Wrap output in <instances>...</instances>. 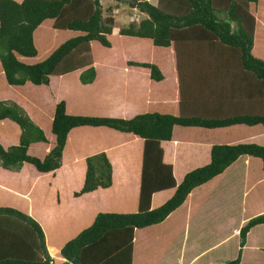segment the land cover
<instances>
[{
    "label": "trees",
    "instance_id": "obj_1",
    "mask_svg": "<svg viewBox=\"0 0 264 264\" xmlns=\"http://www.w3.org/2000/svg\"><path fill=\"white\" fill-rule=\"evenodd\" d=\"M112 1L116 7L125 3L143 15L120 27L118 34L148 40L152 49L162 52L151 61H125L128 67L148 70L151 107L130 118L92 116L70 114L66 100L58 99L47 110L53 146L39 158L27 152L31 144L47 141L43 131L47 128L33 118L35 112L41 118L42 109L34 108L41 106L38 98L31 103L35 98L26 94L32 99L26 100L33 105L32 113L26 104L23 107L0 95V122L10 121L19 130L16 144H0V170L11 171L12 176L11 182L0 186V264H133L136 237L143 230L152 238L145 242L147 264H161L154 233L158 239L171 215L193 209L202 190L211 195L219 176L232 181L220 191L233 193L226 196L233 203L237 193L231 188L237 185L238 190L243 183L253 212L243 214L229 204L222 207L221 224L230 220L229 227L237 230L235 250L202 264H264V145L254 142L255 136L251 141L210 143L208 162L184 168L179 180L164 156L176 127L213 130L242 125L264 130V0H156L155 5L148 0ZM112 9L103 8L100 0H0V67L5 83L41 87L51 77L79 71L78 82L92 84L96 69L91 42L111 47ZM46 20L52 21L54 30L78 33L53 50L49 48L51 52L42 60L27 63L25 59L37 56L34 32ZM84 127L90 131L105 128L141 140L137 143L140 165L135 168V193L126 206L120 198L124 185H118L119 194H111L119 157L113 156L112 161L105 151L84 158L81 187L72 192L74 198L89 193L101 197L77 210L62 203L58 189L64 182L59 178L81 162L72 164V159L64 170L61 158L64 151L66 159L71 155L72 141ZM121 174L117 183L123 179ZM24 175L27 181L22 180ZM33 178L35 183L30 186ZM54 182L51 191L48 186ZM44 191L50 198L46 194L42 199ZM159 194L162 202L153 205V196ZM110 198H116V204ZM215 201L214 208H218L219 195ZM215 239L223 245L222 237L215 234ZM251 241L256 249L245 253ZM209 242L190 248V255L195 257L214 244ZM53 247L55 253H51ZM189 252L183 253L185 262L176 264H187L192 258Z\"/></svg>",
    "mask_w": 264,
    "mask_h": 264
},
{
    "label": "rangeland",
    "instance_id": "obj_2",
    "mask_svg": "<svg viewBox=\"0 0 264 264\" xmlns=\"http://www.w3.org/2000/svg\"><path fill=\"white\" fill-rule=\"evenodd\" d=\"M152 4H156V0H148ZM103 8H106L108 6H114L116 7V2L109 3L108 0H101ZM115 4V5H114ZM117 8H124L119 11L115 17H114V33L115 35H110L108 38L111 47L110 48H104L99 45L98 42L94 41L91 42V53H92V59L94 62V67L96 71L98 72V76L104 77L107 73L112 79L116 85H119L121 83L120 74H123L122 70H119L117 68L122 67L123 65L126 66L125 61L126 60H134V61H151L153 58H158L162 56L161 50L155 51L152 49V46L148 40L138 39L134 37H129L126 39L125 36H121L117 33V29L120 27H124L129 22V16L134 15V18L140 19L143 17V15L139 14L137 10H134L133 8L129 7L127 4L122 3L120 5H117ZM135 11V12H134ZM107 13H104L106 15ZM131 18V17H130ZM136 22V19H135ZM78 32L74 31H57L52 29V21L46 20L44 21L43 25H41L37 30L34 32V43L37 48V56L35 58L25 59V62L27 63H33L36 62V60H42L44 57H46L51 51L48 49L52 48L53 50L57 45L62 43L64 40L76 35ZM261 33L264 35V23L262 24V30ZM151 47V48H150ZM107 69H113V72H106ZM2 70L0 67V95L9 100H13L18 102L19 104L23 105L27 108L28 112L33 111V105H28V102L26 100H32L26 94H31L30 96H33L35 98L32 100L31 103L36 101V98H38L39 105H34V108H41V118L33 114V118L35 120H38L41 123V127H45L47 129H43L47 141L41 142V143H33L28 148V154L37 156L41 158L45 153H47L51 147L53 146V141L51 140L53 138L52 134L49 130V122H47L46 119H48L47 110L51 107V103L54 100H66L67 102V111H70L68 113L70 114H82L83 113H90L91 111L89 109H95L96 111H99L101 109L103 103L100 101H97L93 107L86 108L83 103L81 105H77L76 100L78 98H84L86 94L88 93L87 89H83L82 85L77 80V72H73L71 74H68L66 76L62 77H51L50 78V86L49 87H34L33 85L27 83L24 86L21 87H14V86H8L3 78ZM49 85V84H48ZM145 83L141 86V88L145 89ZM37 96V97H36ZM20 99V101H18ZM142 109L144 108L141 107ZM98 109V110H97ZM145 109V108H144ZM50 110V109H49ZM48 110V111H49ZM165 112V111H164ZM39 113V111H37ZM46 115H45V114ZM115 115V114H114ZM106 117H117V116H106ZM2 121L0 122V144L3 146L5 139H7L8 145H4V147L14 145L18 142V134L19 130L17 126H15L10 121ZM48 123V124H47ZM47 126V127H46ZM91 130V129H90ZM173 131V138L174 141L170 145H166L164 149L166 150V154L172 153L168 150L171 149L172 146H177L178 149H176V152H179V165H181L183 168H193L196 166L199 162L204 161V158L207 154L208 158V152L207 148L209 143H237V142H243V141H251L253 140V137L255 140L254 142H257L258 144L264 145V130L261 128H253L250 129V127L238 125V126H232L228 128H220V129H213V130H207L202 128H184V127H176ZM78 135L87 137L88 139H82V142L79 143V153H76V159L72 162L78 164V162L84 160V157L88 155L87 150L90 149L92 145H95L97 143L101 144H111L117 141H120V143L124 141H129L132 137H125L122 136L120 133H110L109 131H89L86 129L79 130ZM255 134V135H254ZM94 136H101L102 139L98 140V142H95ZM178 137V138H176ZM257 137V138H256ZM170 143V142H169ZM122 145V144H121ZM121 149L124 151L127 148H124L121 146ZM119 151V150H118ZM173 151V150H171ZM44 152V153H43ZM82 152V153H81ZM117 152V151H115ZM122 156L124 157V153L121 152ZM175 153V150H174ZM181 155V157H180ZM125 156H127L125 154ZM169 156V155H168ZM109 157L113 161V154H110ZM65 158V157H64ZM169 159V158H168ZM63 161V158H61V162ZM170 161V160H169ZM83 165V164H82ZM80 163L78 166H73L71 168V174L69 176L70 180L64 182L61 187L58 189L59 197L62 200V203L66 207H72L75 210L78 208H81L80 205V199H73L72 197V191H77L81 187V183L83 180V174L84 169L82 170L80 167L82 166ZM140 165V149L138 147V144L135 142L132 144L130 150L128 151L127 158L123 159V168L119 166V163H115V186L113 189H115V192H112L111 194L113 196H116V194H119L120 189L118 185H124L123 193L120 195V198H124V204L125 206L127 203H129V198H133L135 193L134 185V179L136 169ZM175 165V171L178 173L182 171L181 166ZM136 168V169H135ZM118 170L120 171V174L122 175L123 179H120V183L118 182V178L120 174L117 175ZM11 171H4L0 170V186H5V182H11L12 176L9 174ZM15 174H20L15 173ZM8 175V176H7ZM22 178L24 181L28 180V177ZM135 177V178H134ZM35 178H33V181L30 186H33L35 183ZM137 183V182H136ZM38 184V183H37ZM77 185H79L77 188H75ZM52 191V189H51ZM53 193V192H52ZM92 193H89L91 196ZM233 194V193H232ZM228 192V195H232ZM124 195V196H123ZM53 198H55V194L53 193ZM101 196L94 195L93 198H100ZM92 199V197H91ZM114 201V204H116V198H110L109 202ZM54 200H52V204H54ZM90 204L87 203V206ZM113 206V205H110ZM110 210H113L115 208H109ZM74 210V211H75ZM36 217V216H35ZM185 219L187 224H182L186 226L184 232L188 230L191 232L192 230H196L198 228L197 223H200V220L202 222H206L207 215L202 214V212L194 211L193 213L186 214ZM208 219L211 221L212 216L210 215ZM231 219V218H230ZM223 220V218H221ZM229 220V219H228ZM225 221V220H224ZM230 220L228 224L225 225V231L228 236H233L234 228L231 226L229 227ZM197 226V227H196ZM178 230V229H177ZM162 232H168L166 233V237L170 234V231L161 229ZM156 237L154 240L157 239V234L154 233ZM161 235V233H160ZM180 235V233H179ZM227 236V237H228ZM165 237V234L162 235V238ZM165 237V239H166ZM179 237V236H178ZM136 247L134 257L138 261V264H141L142 257H144V249H145V242L143 237H141V233H138V237H136ZM155 242V241H154ZM226 247L223 248V253L228 254L234 247V238H232L228 243ZM254 244V243H253ZM252 241L248 243L249 249H245V253H250L256 249L253 248ZM52 246L55 247V244L52 243ZM51 248V250H55V248ZM218 249V247L214 248L213 252ZM50 250V251H51ZM53 252L51 253H55ZM189 247L182 248V252L177 258H173L172 260L175 261V263H182L185 262V256L183 255V251H188ZM190 252L188 253V255ZM232 255V254H230ZM246 256V255H245ZM159 262L162 261V264L164 262V258L159 256ZM156 262V261H155ZM200 262H202V259H200ZM245 263H248L247 260L244 259ZM154 264V263H153ZM156 264H159L158 262ZM259 264V263H258Z\"/></svg>",
    "mask_w": 264,
    "mask_h": 264
},
{
    "label": "crops",
    "instance_id": "obj_3",
    "mask_svg": "<svg viewBox=\"0 0 264 264\" xmlns=\"http://www.w3.org/2000/svg\"><path fill=\"white\" fill-rule=\"evenodd\" d=\"M108 1H109V3H111V2L114 3V1H112V0H108ZM100 2H101V0H100ZM112 7H113V9H116L117 12L121 11V9H124V8H117V7L114 8V6H112ZM134 10H136V9H134ZM112 13H113V11H112ZM135 14H136V12L134 13V15ZM134 15L129 16V22L131 20L137 19V18L133 17ZM115 16L116 15H114V17ZM113 29H114V26H113ZM113 29H112L111 34L115 35ZM118 29H117V33H118ZM110 35L108 36V38L110 37ZM121 36H123V35H121ZM125 37H126V39L129 38L127 36H125ZM117 69L122 70V72H123V74H120V79H121L122 85L121 84L116 85L115 82L112 79H110V77L107 73L105 74L104 77L99 78L97 71H96V78L92 84L82 85L83 89L88 90V93L86 94V96L84 98H78L76 100L77 105H81V103H83V105L86 108H89V107H93V105H95L97 103V101H100L101 103H103L102 106H104V107H101V109L99 111H96L95 109H89L91 111L90 113H83V114L92 115V116H117V117H123V118H130L131 116H133L137 113H140V112H144L146 109L151 107V103H150V100H151L150 99V86L151 85H150V79L148 78V70H146L145 68H140V67H128L127 65L126 66L123 65L122 67L117 68ZM113 71H114L113 69H107L106 72H113ZM75 72H77V80H78L79 71H75ZM111 81L113 82L112 86H110L108 84ZM144 83L146 84L145 89L141 88V86L144 85ZM49 86H50V82H49V85H47L45 87H49ZM41 87H44V86H41ZM56 101L57 100H55V101L53 100L52 104L55 103ZM153 102H154V100H153ZM143 106L145 109L141 108ZM50 119H51V114L49 113L48 119H46V120L49 121ZM37 123L41 126V124L39 122H37ZM85 128L86 127H84L83 129H85ZM86 129L90 131V129H88V128H86ZM103 131H108V129L104 128ZM109 132L112 133L110 130H109ZM121 135L124 137L126 135V137H132V138H130L129 141H124L122 143H120V141H117V142H114L111 144H107V145L97 143L95 145H92L90 147V149L87 150L86 153H88V155H89V154H93V153H96L99 151H105L109 159H111L109 157L110 154H113V156L117 155L119 157V160H118L119 166L123 168V159L127 158L128 151L130 150L132 144L135 142L138 143L141 140L139 138L131 135V134H121ZM84 138L88 139L87 137L77 135L76 140L72 141L71 148L73 149V152L67 158L68 160L66 158H64L65 157V151L63 152L64 154L62 156V158H63L62 166H64V170H65V167L68 165L69 161H72V159H74V160L76 159V153H79L78 152V150H79L78 144L81 143L82 139H84ZM94 138L96 140L95 142H98V140L102 139L101 136H94ZM51 140L54 142L53 138ZM3 141H4V145H8L7 139H5ZM209 144H207V145H209ZM121 146L124 148H127V149H125L123 151L121 149ZM171 150H173V151H171ZM174 150H175V153H174ZM207 150H208V148H207ZM115 151H117V152H115ZM168 151L172 152V153H168L169 156L166 154V150L164 152V156H165L166 160L168 161V163H172L173 167L175 165H179V159H178L179 158V152H176L175 146H172V148ZM121 152L124 153V157L121 155L122 154ZM125 154L127 156H125ZM118 157H116V158H118ZM207 160H208V158H207V154H206L204 161L199 162L197 165H201L205 162H208ZM80 162H81L80 164L82 165V161H80ZM179 166H181V165H179ZM181 168H182L181 172L178 173L176 171L177 172L176 178L178 180L181 179V177L185 171L182 166H181ZM81 169L82 170L84 169L83 165L81 166ZM174 172H175V168H174ZM231 173H232V171H231ZM70 174H71V168L68 171H66L65 176L59 178L60 183L69 181L70 180V178H69ZM231 182L232 181L229 179V177L226 178L225 176L224 177L219 176V177L215 178L214 182H213V186H212L213 191H212L211 195H209V193L206 190H202L203 193L198 194V196H197L198 200H196V202L192 205V207L194 206L193 209L180 210V211H178L177 214L171 215L170 216L171 218L164 222V228L163 229L170 231V234L166 237V233H168V232H163L161 234V236L158 239H156L155 242H153L156 244L155 247L159 248V249H157V252H159L158 255H161L164 258L163 264L175 263V261L172 259L177 258L180 255V253L182 252V248L189 247V250H190V248L193 249L192 247L197 246V245H199V246L203 245L204 246L209 241H214V244L211 243L212 245H210L208 248H206L204 250H200L198 255H195V257H192L189 254V259L191 257L192 258L190 259V261L187 264H197V262H200V259H202L203 263L210 262L212 260L218 259L221 256V254L223 252V248L228 245L227 243L229 241V238H228L229 236L227 235L226 231L224 230L225 229L224 226L226 224L224 226H223V224H221V222H222L221 217L223 215V213H221V209H222V212H224V209L222 207H226V206L228 207V204H229V207L231 209L240 210L241 212H243V214H248V213L253 212L252 207L250 206V203H249V201H250L249 197L250 196L247 195L248 196V201H247L246 195H244V193H243V183H242V188H239L238 190H237V185L234 188H231L232 191L234 189H236L235 191L237 193L234 196L235 197L234 203L232 201L227 200L226 196L228 195V192L230 193L229 190H227V191L225 190L224 192L220 191V190H222L221 186L222 187H226L228 185L231 186L232 185ZM55 184H56V182L51 183V185L48 186L49 189H52V187L54 189ZM78 186L79 185H77L75 188H77ZM72 192H74V191H72ZM46 194L50 198V194H48L46 191H44V193L41 196L42 199L45 197ZM94 195H95L94 193H92L91 196L89 194H86V195H82L80 197H77L75 199H80L81 205L84 208H86L87 203L92 202L91 197L93 199ZM218 195H219V203L217 205L218 208H214V206L216 205L215 202H217L215 200H218ZM220 195H222V196L220 197ZM208 198H210L211 201ZM73 199H74V197H73ZM162 200H163L162 194H159L158 196L154 195L153 196V205H158L159 203L162 202ZM103 206L106 207L105 204ZM195 210L202 212V214L207 215V220H206V222H202L200 220V223L199 222L197 223L198 228L195 231L192 230L191 232H189L188 230H186L184 232L186 226H184L182 224H187V222H186L187 219H185V216H186V214L193 213ZM210 215L212 216L211 221L208 219V217ZM146 232H148V230L139 231V233H141V237H143L144 240L151 241L152 238L149 237L150 235L147 236ZM236 232H237V230H234V233H236ZM179 233H180V235H179ZM164 234H165L166 239H165V237L162 238V235H164ZM215 234L222 237L223 245H220V241L218 239H215ZM203 237H205V238H203ZM232 238H233V236H232ZM216 247H218V249H216L213 252L214 248H216ZM189 250L187 252H189ZM184 252L185 251H183V253ZM155 254L152 257L155 258ZM230 254H233V252H229L228 254H225V255L229 256ZM133 259H134L133 264H138V261L135 260L134 256H133ZM141 259H142L141 264H147L148 263V259L145 256L142 257ZM149 261H150V263L153 262L152 258H150ZM202 262H201V264H202Z\"/></svg>",
    "mask_w": 264,
    "mask_h": 264
},
{
    "label": "clouds",
    "instance_id": "obj_4",
    "mask_svg": "<svg viewBox=\"0 0 264 264\" xmlns=\"http://www.w3.org/2000/svg\"><path fill=\"white\" fill-rule=\"evenodd\" d=\"M112 11H113V14H115V15H117V11H116V9H112Z\"/></svg>",
    "mask_w": 264,
    "mask_h": 264
}]
</instances>
